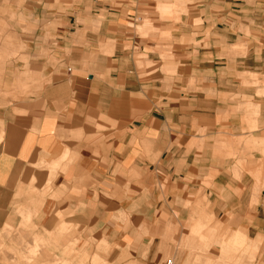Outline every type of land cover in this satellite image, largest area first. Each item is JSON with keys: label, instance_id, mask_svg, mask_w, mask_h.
Returning a JSON list of instances; mask_svg holds the SVG:
<instances>
[{"label": "crops", "instance_id": "crops-1", "mask_svg": "<svg viewBox=\"0 0 264 264\" xmlns=\"http://www.w3.org/2000/svg\"><path fill=\"white\" fill-rule=\"evenodd\" d=\"M22 212L76 263L264 264V0H0Z\"/></svg>", "mask_w": 264, "mask_h": 264}, {"label": "rangeland", "instance_id": "rangeland-1", "mask_svg": "<svg viewBox=\"0 0 264 264\" xmlns=\"http://www.w3.org/2000/svg\"><path fill=\"white\" fill-rule=\"evenodd\" d=\"M171 9L164 10L162 14L172 15ZM143 24L148 27L146 20ZM20 216L22 222L19 226L0 228V264H94L88 258L76 263L74 245H68L65 249L67 253H59L58 243L46 240L49 236L31 225V216H27L26 212L20 213ZM221 254L223 259L220 261L224 262L229 260L225 255L232 253ZM166 258L175 256L168 255Z\"/></svg>", "mask_w": 264, "mask_h": 264}, {"label": "built area", "instance_id": "built-area-1", "mask_svg": "<svg viewBox=\"0 0 264 264\" xmlns=\"http://www.w3.org/2000/svg\"><path fill=\"white\" fill-rule=\"evenodd\" d=\"M163 264H176L173 259H167Z\"/></svg>", "mask_w": 264, "mask_h": 264}]
</instances>
